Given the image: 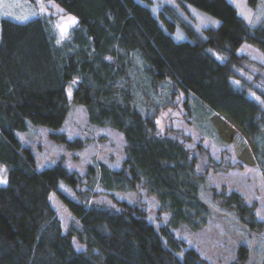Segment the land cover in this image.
<instances>
[{"label": "trees", "instance_id": "obj_1", "mask_svg": "<svg viewBox=\"0 0 264 264\" xmlns=\"http://www.w3.org/2000/svg\"><path fill=\"white\" fill-rule=\"evenodd\" d=\"M55 1L77 19L61 40L52 15L0 20V162L9 172L0 187V264H215L176 229L207 222L210 206L200 191L209 169L221 163L201 142L188 147L191 135L173 124L161 132L157 118L172 101L155 97L162 90L172 98L179 90L195 95L208 106L221 138L232 143L241 167L260 164L264 171V91L258 86H264V64L238 52L248 42L264 54V16L251 26L229 0H178L184 9L189 3L213 14L219 25L199 32L167 5L159 14L166 30L140 0ZM179 23L189 39L172 36ZM255 67L253 82L239 73ZM74 78L73 102L87 105L94 124L122 131L126 157L120 168L100 162L85 174L62 163L38 169L32 149L18 138L29 121L53 128L64 123ZM51 136L70 148L84 144L65 133ZM205 154L210 160L200 168ZM96 184L108 191L111 205L90 197ZM141 188L157 198L160 212L170 213L166 224L156 226L144 202L113 193ZM228 189L212 188L214 200L250 229L262 230L258 203ZM52 192L75 217L67 231ZM75 237L84 249L76 248ZM248 253L241 244L230 264H243Z\"/></svg>", "mask_w": 264, "mask_h": 264}, {"label": "rangeland", "instance_id": "obj_2", "mask_svg": "<svg viewBox=\"0 0 264 264\" xmlns=\"http://www.w3.org/2000/svg\"><path fill=\"white\" fill-rule=\"evenodd\" d=\"M140 1L151 7L153 14L159 17L166 30L167 27L159 14L167 5L178 9L180 14L190 21L199 32L210 25H219V19L216 16L189 3L184 9L178 0ZM229 2L236 6L238 12L251 26L259 24L264 16V0H258L256 6H251L247 0H229ZM43 13L55 17L54 27L59 40L68 35L77 21L74 15L65 13L55 0H0V20L3 17H10L16 21H27ZM171 34L177 41L190 37L180 23ZM238 52H244L264 64V54L256 45L243 42ZM256 71L255 67L250 71L240 70L239 73L242 78L245 77L248 81L253 82V74ZM242 78H237V81H242ZM78 80V78H74L68 83L67 94L71 107L62 125L53 128L29 121L28 129L17 132L23 145H28L32 149L38 169L62 163L72 171L85 174L89 172L90 165L98 166L100 162H105L113 168H120L126 157L125 137L122 131L112 126L94 124L88 114L87 105L73 102V90ZM258 86L264 91L263 85L258 84ZM251 94L263 98L259 92L253 89ZM170 96L167 90H162L160 96L155 97L158 102L169 103L172 101L170 105L161 108V113L157 118L160 131L162 132L166 126L173 124L191 135L192 140L186 142L188 147L193 148L201 142L208 148L213 161L221 163L219 167L213 166L209 169L206 183L200 191L202 199L210 206L207 222L198 228H193L189 223H185L177 227L176 233L184 238L190 246L197 249L203 257L212 260L215 264H230L236 259L241 244L249 247L248 258L243 264H262L264 261V228L259 231L250 229L233 211L219 205L212 195V188L236 190L245 196L248 203L253 201L258 203L256 214L258 219L264 221V171L261 165L245 164L241 167L237 162L238 158L232 143L221 138L213 120H211L208 106L195 95L189 96L183 90H179L175 97ZM55 132L65 133L72 140L80 137L84 144L70 148L65 142L52 138L51 133ZM260 158L264 162L262 154ZM209 160L210 157L205 154L199 167L202 168V165ZM228 163L232 166H227ZM8 174V165L5 162H0V187L8 183ZM60 186L66 191H71V186L65 181H61ZM94 191L96 194L90 196L93 200L111 205L113 199L101 184H96ZM113 193L119 199L137 201L142 204L144 202L149 218L156 226L166 224L170 219V213L160 212L157 198L148 193L145 188L118 190ZM72 196L75 197L73 194ZM51 202L59 212L63 228L67 231L71 223L75 221L73 213L54 192L51 193ZM73 243L78 250L85 247L76 237L73 239Z\"/></svg>", "mask_w": 264, "mask_h": 264}]
</instances>
